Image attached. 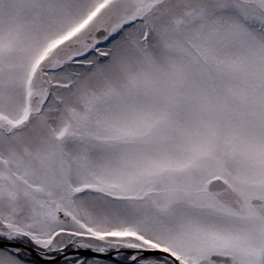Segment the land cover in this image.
Segmentation results:
<instances>
[{"label": "snow or ice", "instance_id": "obj_1", "mask_svg": "<svg viewBox=\"0 0 264 264\" xmlns=\"http://www.w3.org/2000/svg\"><path fill=\"white\" fill-rule=\"evenodd\" d=\"M0 264H264V0H0Z\"/></svg>", "mask_w": 264, "mask_h": 264}]
</instances>
